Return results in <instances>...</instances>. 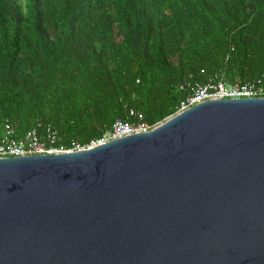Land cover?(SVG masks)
<instances>
[{
  "label": "water",
  "instance_id": "obj_1",
  "mask_svg": "<svg viewBox=\"0 0 264 264\" xmlns=\"http://www.w3.org/2000/svg\"><path fill=\"white\" fill-rule=\"evenodd\" d=\"M0 264H264V98L0 159Z\"/></svg>",
  "mask_w": 264,
  "mask_h": 264
},
{
  "label": "trees",
  "instance_id": "obj_2",
  "mask_svg": "<svg viewBox=\"0 0 264 264\" xmlns=\"http://www.w3.org/2000/svg\"><path fill=\"white\" fill-rule=\"evenodd\" d=\"M209 78L264 84V0H0V136L49 125L85 147Z\"/></svg>",
  "mask_w": 264,
  "mask_h": 264
},
{
  "label": "built area",
  "instance_id": "obj_3",
  "mask_svg": "<svg viewBox=\"0 0 264 264\" xmlns=\"http://www.w3.org/2000/svg\"><path fill=\"white\" fill-rule=\"evenodd\" d=\"M183 87H189L190 93L180 101L175 115L211 100L264 98V84L261 80L231 84L222 79L209 78L203 84L186 83L181 88ZM129 116L135 121L127 122L116 119L111 128L105 131L99 139L91 141L85 147L73 143L70 149L58 146L61 140L57 132L49 125L37 124V128L27 131L20 138L15 137L14 130L9 125H4L0 136V159L77 152L131 135L144 134L158 126H149L143 121V116L133 110H129ZM38 129H42V134L38 132Z\"/></svg>",
  "mask_w": 264,
  "mask_h": 264
}]
</instances>
